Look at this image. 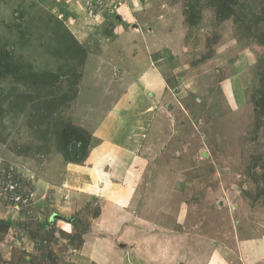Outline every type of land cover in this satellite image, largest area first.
I'll return each mask as SVG.
<instances>
[{
    "label": "rangeland",
    "instance_id": "obj_1",
    "mask_svg": "<svg viewBox=\"0 0 264 264\" xmlns=\"http://www.w3.org/2000/svg\"><path fill=\"white\" fill-rule=\"evenodd\" d=\"M149 92L141 160L75 192L103 114ZM92 258L264 264V0H0V264Z\"/></svg>",
    "mask_w": 264,
    "mask_h": 264
},
{
    "label": "crops",
    "instance_id": "obj_2",
    "mask_svg": "<svg viewBox=\"0 0 264 264\" xmlns=\"http://www.w3.org/2000/svg\"><path fill=\"white\" fill-rule=\"evenodd\" d=\"M138 65L139 66H135L134 69L135 73L131 81L132 86H134L135 84V85H141L145 89L147 87H151L154 89L161 88L163 82L166 81L167 78H164L161 74L158 73V70L152 66L148 67V69L145 70V66H141L140 64ZM151 79H153L154 81ZM154 99H155L154 95H151L149 92V94L145 96L142 101L140 100V104L144 105L143 106L144 110L143 111L140 110L137 114H133V112L131 111L121 110L118 107L119 105H116L115 106L116 108H112L108 110L105 114H103L102 120L98 124V129L93 133L94 137H97L101 140L100 144L97 147L95 146V148H93L91 151V154L89 156L90 165L79 167L80 169L79 171L86 172L90 175L91 181L88 183H84L83 187L75 186L74 189L75 192H78L80 189H83L86 192H93V193L99 192L101 190V187L97 184L98 183L97 181L104 180V183L108 182L110 178L109 176L113 175L110 174V172H112V170L115 168L116 165L118 166V170L121 169V167H123V175L126 176V172H125L127 171L126 167L130 166L131 164L135 165V163L139 158L141 160V157L137 156V153L141 149L140 147L142 146V134L146 132L147 128L144 127L143 125H140L139 117H144V115H146V113L149 112V109L147 108L145 109V105L146 103L153 102ZM117 117L119 118L129 117L130 121L128 127L125 128V130H123L122 132L118 131L119 133H117L114 138V136L111 137L109 136V131L111 130V126L113 124L114 119ZM138 131L139 133H137ZM95 155H97V157ZM54 164L60 167V169H65L66 171L76 168V166H72L75 168H71L70 166L66 165L65 162L59 159L55 161ZM118 170L116 172H118ZM70 184H71L70 180L67 178L56 188L61 192L64 190L68 191L71 188ZM67 193L68 195H70L71 192L68 191ZM132 196H133V192H123V195L121 197H123V201H126L127 199H131ZM108 197H105V199L108 200ZM109 203L107 204L110 207H112ZM112 208L110 210H112ZM167 208H169V206L163 205V209L168 210ZM104 238L106 240V237ZM144 240L140 238L139 241L143 243ZM100 241L101 242L97 241L94 242V244H91L90 252H93L94 257L98 261L103 263V261H106L105 258L106 255H113V253L116 254L117 252H114L112 251L113 249H111L110 251L112 253L109 254L107 250H104V248L107 247V245H104L105 243H103V240L101 238ZM102 246L104 248H102ZM87 251H89V249ZM80 257L84 260L82 256ZM95 258H92L93 259L92 261H95L96 263L100 264L99 262H97Z\"/></svg>",
    "mask_w": 264,
    "mask_h": 264
}]
</instances>
